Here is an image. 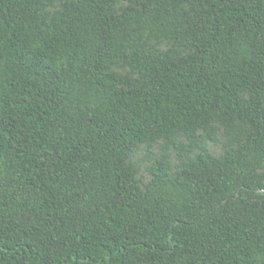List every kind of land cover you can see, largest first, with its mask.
<instances>
[{
  "label": "trees",
  "instance_id": "trees-1",
  "mask_svg": "<svg viewBox=\"0 0 264 264\" xmlns=\"http://www.w3.org/2000/svg\"><path fill=\"white\" fill-rule=\"evenodd\" d=\"M0 264H264V0H0Z\"/></svg>",
  "mask_w": 264,
  "mask_h": 264
},
{
  "label": "rangeland",
  "instance_id": "rangeland-1",
  "mask_svg": "<svg viewBox=\"0 0 264 264\" xmlns=\"http://www.w3.org/2000/svg\"><path fill=\"white\" fill-rule=\"evenodd\" d=\"M50 10H53V8ZM158 50H166L169 45L166 43L155 44ZM119 72H124L119 69H115ZM242 128L245 129V126L242 124H237L236 131L238 132ZM199 139L203 141V146L206 148V152L214 157H222L227 151L228 145V132L225 125L222 122L214 123L210 131H200L198 133ZM164 145L163 141L149 145H141L133 148L132 154L128 159V164L132 165L136 170V179L141 186L145 188L152 179L150 173V168L156 162L157 158L162 155ZM190 142L185 135H182L176 139V144L174 149H172V164L176 167L178 163V154L184 148H190ZM200 152V149H195L193 151V156H197Z\"/></svg>",
  "mask_w": 264,
  "mask_h": 264
}]
</instances>
